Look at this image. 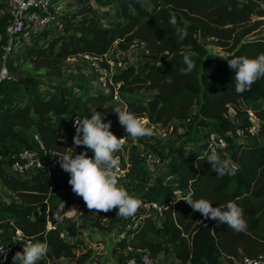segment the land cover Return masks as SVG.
I'll return each mask as SVG.
<instances>
[{"label":"trees","instance_id":"trees-1","mask_svg":"<svg viewBox=\"0 0 264 264\" xmlns=\"http://www.w3.org/2000/svg\"><path fill=\"white\" fill-rule=\"evenodd\" d=\"M95 1L104 11L91 3L76 7L70 20L54 21L46 45L29 47L9 58L8 64L22 58L59 80L69 59L123 52L137 41L146 43L149 54L141 65L115 74L114 80L123 82L121 102L114 100L113 93H95L88 81L55 87L46 94L26 82L20 103L0 109V181L9 199L7 209L0 211V227L11 230L12 220L22 231L20 252L29 239L47 240L48 257L40 264H93L91 251L84 253L83 242L75 240L79 231L105 230L124 234L112 247L117 258L113 264H126L127 258L116 254L129 248L148 253L161 264H233L246 257L264 256V78L238 94L235 70L227 64L234 57L255 58L264 53V8L248 0ZM173 16L176 27L187 33L183 40L169 23ZM57 27L61 28L58 33ZM211 37L223 54L207 48ZM185 55L194 62L193 70L187 73L182 71L187 67ZM141 89L147 95L139 96ZM117 106L161 126L173 120L183 122L185 132L181 136L187 138L174 148L166 172L154 177H147L148 172L134 153H117L120 166L128 168L131 187L143 201L133 217L123 219L117 216L118 209L108 213L89 211L82 198L72 192L70 176L56 159L66 148L75 146L56 132L58 123L70 115L84 119L97 111L105 123L111 121L110 130L118 138L123 137L125 130L112 111ZM230 107L238 110L236 120L225 117ZM249 110L263 119L260 134L239 139L237 132L248 134ZM30 130L32 138L34 134L40 137L42 157L49 170L17 176L9 167L22 149L34 150L28 144ZM204 130L227 139L231 147L227 155H219L237 166L235 175L221 178L211 171L203 156L212 152L202 134ZM74 151L79 154L86 149L81 146ZM87 151L91 157L92 151ZM189 197L208 199L213 207L237 201L244 210L246 231L236 232L226 224L205 220L184 202ZM62 201L65 210L58 216ZM76 203L80 214L65 224L63 218L73 213L68 210L76 208ZM150 203L162 207V216L144 212V205ZM133 219L139 223L130 226ZM64 232L74 241L62 238Z\"/></svg>","mask_w":264,"mask_h":264},{"label":"clouds","instance_id":"clouds-1","mask_svg":"<svg viewBox=\"0 0 264 264\" xmlns=\"http://www.w3.org/2000/svg\"><path fill=\"white\" fill-rule=\"evenodd\" d=\"M169 23L183 40L187 33L184 29L176 27L175 16L170 18ZM184 63L187 67L182 71L187 73L193 70L194 62L189 56H184ZM227 64L230 69L235 70V91L238 94L250 90L255 82L264 78V53L255 58L234 57L228 60ZM112 111L127 135L118 138L110 130L111 121L105 123L101 113L94 111L90 117L82 120L77 118L74 124L73 144L76 147L82 146L86 151L76 154L74 148H66L67 151L58 155L56 159L62 170L70 176L68 184L72 192L82 198L89 211L108 213L118 209L117 216L129 218L143 206V201L135 193L130 194L124 187L119 186L117 171L120 159L117 153L123 148L127 138L131 137L135 140L149 137L153 134V128L143 117L126 108L117 106ZM87 150L92 151L91 157ZM203 156L211 165V171L218 177L236 174L237 166L229 160L222 159L217 152L204 153ZM184 202L194 212L200 213L205 220L211 219L226 224L236 232L247 229L244 210L235 200L219 204L217 207H213L212 201L205 198L192 200L189 197ZM64 210L65 203L62 201L57 215L59 216ZM68 212L79 211L73 206ZM49 250L47 240L33 242L29 239L24 244L23 251L16 252L13 256V264H40L47 259ZM248 264H258V261H249Z\"/></svg>","mask_w":264,"mask_h":264},{"label":"built area","instance_id":"built-area-1","mask_svg":"<svg viewBox=\"0 0 264 264\" xmlns=\"http://www.w3.org/2000/svg\"><path fill=\"white\" fill-rule=\"evenodd\" d=\"M57 0H0V20L6 19V35L5 43L2 46L3 56L0 60V86L13 81V76L8 68V59L18 50L24 52L29 47H43L47 44L48 38L47 32L52 28L55 15L58 6L55 5ZM258 2L261 7L264 8V0H248ZM215 42L216 39L211 37L208 42ZM140 51H143L145 56L149 54L147 45L143 41L135 42L128 50L118 53L106 54L103 57L95 58L89 55L83 56L84 60L90 65L92 75L95 77L97 83L98 92L113 93L114 100L121 102L120 90L123 86V82H116L114 80L115 74L119 70H125L128 67L138 64V56ZM238 110L234 107H230L225 117L229 120H236ZM79 118L76 115H70L65 119H62L57 125V134L60 138H65L73 141L75 136V120ZM146 123L153 128V134L149 137L132 139L127 138L123 148L124 152L134 151L136 157L145 164L146 169L149 172H155L159 168L165 166L162 158L152 152L149 147L153 141L164 133L161 132L162 126L160 124L151 123L147 117H143ZM82 120V119H81ZM248 120V134L245 135L241 132H237L236 136L239 139H247L248 137H255L260 134L261 125L263 119L259 118L253 111L249 110L247 113ZM127 135V133L125 134ZM124 135V136H125ZM34 140L38 143V147L32 149H22L13 158V161L9 167V171L17 176L24 175L33 170L46 169L49 170L48 164L43 160L42 154L44 152L43 144L40 137L37 134L33 135ZM206 142L209 144L210 150L217 152L218 154L224 153L227 155L229 149V142L223 136L215 132L209 131L205 137ZM73 148H76L73 146ZM168 167V163L166 164ZM129 171L128 168H122L119 166L117 171L118 180H126ZM80 199V198H77ZM76 209L80 210V206L76 203ZM144 212L162 216L163 209L157 203L146 204L143 207ZM139 221L133 219L129 225H137ZM9 241L0 244V264H8L12 261L16 252H20L22 249L23 233L17 228L14 222L9 221ZM0 227V233L5 231ZM62 238H69L68 233H62ZM124 234L119 235V238H123ZM105 250L104 245L94 244L84 249V253L91 251V256L95 254H101ZM112 251V249H111ZM140 253L139 259H126V264H161L159 259H153L148 253L138 250ZM249 261H258V264H264V256H258L256 258H243L242 260L235 262V264H248ZM93 264H96L93 262ZM176 264H183L177 262Z\"/></svg>","mask_w":264,"mask_h":264},{"label":"rangeland","instance_id":"rangeland-1","mask_svg":"<svg viewBox=\"0 0 264 264\" xmlns=\"http://www.w3.org/2000/svg\"><path fill=\"white\" fill-rule=\"evenodd\" d=\"M59 2H62V4L58 5V8L56 9L57 12L54 13L55 20H70V16L72 15L73 9H75L77 6L86 4V3H93L98 10H103L104 8L101 7L97 1L95 0H58ZM54 20V21H55ZM54 23V22H53ZM53 27V24L52 26ZM6 19L0 20V60L3 56L2 52V46L5 43V35H6ZM53 29V28H52ZM51 29V30H52ZM264 30V27H263ZM55 31L58 33L61 31V28L57 27ZM207 48L216 54H223V50L217 45L215 42H207L206 44ZM23 53V52H21ZM16 55H21L20 52L17 50L13 55L12 58L16 57ZM22 58H18L13 63L8 64V68L13 76V81L6 83L5 85L0 86V109H4L6 105H14L19 104V99H21V96L23 95L25 91L24 84L27 82L31 84L33 87H39V89L42 91L43 94H46L48 91L55 89V87L59 88V86H66V87H73L80 85L81 83H88L85 79L81 78L79 76L80 74L85 75V68L87 65V62L84 60L83 57L73 58L69 59L63 68V75L59 80L53 79L49 77L45 70H37L35 66L27 61L21 60ZM14 60V59H13ZM144 61H146V56L143 51H140V55L138 56V66L141 65ZM81 72V73H80ZM93 80L95 81V77H93ZM91 88L94 89V85L90 84ZM97 88V87H96ZM120 94V93H119ZM139 96H145L147 93L144 89L139 90L138 93ZM121 96V95H120ZM58 121V120H57ZM57 123V122H56ZM183 122H177L175 120L169 122L165 126H162L161 132L164 133L162 136H159L155 141L152 142L149 149L160 156L162 158V161L165 166L159 168L155 172H149L144 163H140V166L143 167L148 172L147 177H154L156 175L161 174L159 171L164 168L166 169V164L170 160L171 154L176 146L183 143L187 138H183L181 135L185 132L184 130ZM176 126L179 127L178 130H176ZM209 130L202 131V134L206 137ZM27 138L29 140V146L30 148H37L38 145L32 138V131L27 132ZM191 139V138H190ZM188 146H191V144H188ZM231 147V146H230ZM16 148L15 146H12V148L8 149L9 152H12V149ZM22 148H28L26 146H23ZM130 152L134 153V151H126L124 154L127 156L130 154ZM135 154V153H134ZM136 156V155H135ZM143 172V171H141ZM119 186L124 187L130 194L135 193L133 188L131 187V182L129 178L126 180H118ZM5 190L1 189L0 185V205H2V201L7 200L9 202V199L7 198V194L4 192ZM76 213L67 214L63 218V222L67 224L70 219L74 216L75 219L78 216ZM124 217H121L123 219ZM74 219V220H75ZM116 227V225H114ZM109 226H107L108 228ZM116 236L117 233L114 232L113 234L109 230L105 231H79L77 239L75 241H83V248H88V246H92L94 244H103L105 247V250L101 254H95L91 256V261H93L96 264H100L102 260H109L112 254V247L115 244V242H111L109 240L110 236ZM80 254V253H79ZM116 256L124 257L125 259H139L140 253H132L129 249L117 252ZM169 261L171 263H174L173 257H168ZM165 261V259L163 260ZM70 264V263H69ZM75 264V263H71ZM223 264H232L227 261H224ZM235 264V263H233Z\"/></svg>","mask_w":264,"mask_h":264},{"label":"crops","instance_id":"crops-1","mask_svg":"<svg viewBox=\"0 0 264 264\" xmlns=\"http://www.w3.org/2000/svg\"><path fill=\"white\" fill-rule=\"evenodd\" d=\"M60 4H62V2H59L58 0L56 1V3H55V5H60ZM91 4H93V3H91ZM94 5V4H93ZM77 7H79V6H77ZM70 18H71V16H70ZM86 70H85V75H82V74H80L79 76H81L83 79H85L86 81H88L89 83H92L93 85H94V89H93V91L95 92V93H97L98 91H99V89L98 88H96L97 87V83L93 80V75H92V70H91V68H90V65L87 63V65H86V68H85ZM81 73V72H80ZM165 168V167H164ZM164 168H162L159 172L160 173H163V172H166V170H167V168L166 169H164ZM0 185H1V189L2 190H5L4 192L5 193H7V191H6V189H5V187L1 184V181H0ZM2 205H0V211H2V212H4L6 209H7V205H8V201L7 200H4V201H2ZM80 210H81V208H80ZM80 210H78L79 212L77 213L78 215L80 214ZM74 213H76V212H73V214ZM68 214H72V213H68ZM5 229V228H4ZM84 232H88V231H84ZM64 233H67V232H64ZM10 235H9V231H7L6 229H5V231L4 232H2V233H0V244H2V243H4V242H6V241H9V237ZM70 237V236H69ZM67 239H69V238H67ZM120 238H119V235H116V236H110L109 237V240H110V243L112 242H116V241H118ZM69 240H71V241H74L72 238L71 239H69ZM83 242V241H82ZM82 248H83V245H82ZM129 250L132 252V253H135V254H137L138 253V251H136V250H133L132 248H129ZM115 262H117V258H115L114 256H111L110 258H109V260L107 261V260H102L101 261V263L100 264H113V263H115ZM70 262L69 261H67V262H65L64 264H69ZM10 264H13V259H12V261L10 262ZM71 264V263H70Z\"/></svg>","mask_w":264,"mask_h":264}]
</instances>
